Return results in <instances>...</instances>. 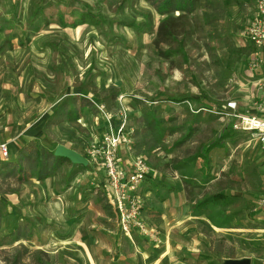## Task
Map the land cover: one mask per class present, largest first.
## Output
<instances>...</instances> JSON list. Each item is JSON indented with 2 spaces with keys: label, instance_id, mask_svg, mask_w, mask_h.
<instances>
[{
  "label": "rangeland",
  "instance_id": "374dc122",
  "mask_svg": "<svg viewBox=\"0 0 264 264\" xmlns=\"http://www.w3.org/2000/svg\"><path fill=\"white\" fill-rule=\"evenodd\" d=\"M37 2L0 0L2 7L17 5L22 23L15 26L23 32L15 52L0 53V141L10 148L9 159L34 139L53 151L57 145L70 148L88 164L73 175V167L64 162L44 181L32 172L22 188L11 179L0 180V193H12L16 186L27 198L33 196L34 207L48 204L51 210L43 221L31 217L33 224L43 227L31 232L36 241L25 244L38 245L49 230L44 240L50 244L48 252L60 256L63 252L64 258L70 254L84 264L75 243L60 242L73 235L75 215L81 214L83 226L106 216L95 186L103 172L97 161L88 160L86 151L103 137L108 124L118 125L123 109L130 142L120 146L119 157L122 163L137 157L147 163L143 216L159 232L158 237L153 234L152 244L128 238L123 262L225 264L226 259L248 258L250 264H264V219L254 206L264 195L262 148L256 134L233 127L239 117H263V111L258 115L256 110L263 75L249 68L255 49L245 37L254 13L251 0H197L192 16L184 17L190 35L186 58L157 54L153 38L160 17L146 0H52L27 35V12ZM84 10L98 15L100 22L76 28L58 25L59 14L69 22ZM81 96L109 114V123L97 107L99 114L84 107L79 119L56 125L46 134L44 125L57 106ZM159 96L181 101H156ZM204 103L210 109H204ZM151 119L158 121L159 130L147 124ZM191 123L194 132L182 138ZM231 123L220 144L206 157L197 156ZM216 194L222 197L195 208L196 202ZM110 218L116 224L115 216ZM177 223L183 226L184 237L178 243L180 236L173 233L174 243L165 255L164 228ZM5 236L0 232V244H8ZM59 246L65 249L59 251ZM113 253L110 248L100 264H110Z\"/></svg>",
  "mask_w": 264,
  "mask_h": 264
},
{
  "label": "trees",
  "instance_id": "16d2710c",
  "mask_svg": "<svg viewBox=\"0 0 264 264\" xmlns=\"http://www.w3.org/2000/svg\"><path fill=\"white\" fill-rule=\"evenodd\" d=\"M52 0H38L35 8L28 10L27 16L25 19L27 27H24L27 35L34 32L31 30L33 23H35L36 18L44 15V10L47 5H49ZM151 8L155 11L157 16L160 17L157 23V28L155 31V37L153 38V45L157 51V54L163 58H169V56L174 54H180L183 58L187 57L186 54V39L190 35L187 32L185 26L184 17L190 15L192 16L197 0H146ZM208 3H211V0H206ZM212 3H216L220 0H212ZM235 3L237 0H234ZM88 9L87 6H85ZM176 14V15H175ZM101 18L98 15L93 14L90 11L79 12L76 17L69 21L65 22L62 19V15L59 14L58 25L60 27L66 28H76L81 25H96L100 22ZM121 22H119L120 24ZM16 24L6 25L5 27L0 26V32L8 31L10 36L21 35L23 32H18L16 29ZM21 28V25H19ZM138 26L136 22V27ZM23 30V31H24ZM20 33V34H19ZM5 43H10L6 41ZM175 46H172V45ZM22 45V41L18 42V46ZM167 45L166 49H163L162 46ZM169 45V46H168ZM116 95H114L115 97ZM184 99H188L185 97ZM94 101V100H93ZM92 100L80 97L72 98L69 104H66V101L63 100L57 108L52 112V114L47 119L44 129L51 130L56 125H59L65 121L77 120L80 118L81 110L84 107L90 108L95 114H99L98 110ZM156 101L161 102H170V103H179L180 98L163 97L159 96ZM96 103V102H95ZM204 109H210L209 104L204 103L202 106ZM150 126L153 125L152 129L159 130V123L153 119L147 122ZM232 123L229 124L219 135L217 141L210 143L206 147H202L198 152L197 156L206 157L210 149L215 144H220L221 139L225 137V131H231ZM174 129V128H172ZM227 129V130H225ZM195 128L191 124L186 126V132L182 138L189 137L194 132ZM44 133V134H45ZM54 148V147H53ZM9 152V151H8ZM86 158V157H85ZM7 160H0V180L5 181L11 179L18 184H23L25 181L29 180L32 175V172L35 173L36 179L38 181H44L47 178L53 177L57 171L58 166L64 162L69 163L73 167V175L80 169H86V166L73 164L68 159L54 156L53 149L48 148L46 144H41L37 140H31L21 146L18 156L15 158H6ZM222 196L219 194L210 196L204 200L196 202L195 208L202 209L207 205L208 202L215 201L220 199ZM4 205H7L6 203ZM33 224V223H32ZM32 234H29L31 238ZM4 238H11V234L6 235ZM63 257V258H62ZM27 259V260H26ZM0 261L4 264H70L69 261L55 253H47L41 249L30 250L24 244H18L11 249H0Z\"/></svg>",
  "mask_w": 264,
  "mask_h": 264
},
{
  "label": "crops",
  "instance_id": "0c3cea01",
  "mask_svg": "<svg viewBox=\"0 0 264 264\" xmlns=\"http://www.w3.org/2000/svg\"><path fill=\"white\" fill-rule=\"evenodd\" d=\"M3 7L5 8L3 10ZM0 6V25H3L4 27L6 25L10 24H16L17 21L19 23H22L19 19V14L16 10H18L17 5H6V6ZM22 12V11H19ZM23 13V12H22ZM26 15V11H25ZM18 19V20H17ZM23 36V35H22ZM18 37L17 35L10 36L8 31L0 32V53L2 52H15L18 46ZM6 41H10V43H5ZM261 75H263L264 78V72L258 71ZM7 129V128H6ZM4 140L1 139L0 143H3ZM9 151L10 148H9ZM15 158V155L13 156ZM2 158H0L1 160ZM102 173V172H101ZM104 177V176H103ZM103 177L102 181L100 183H96V188L99 190L98 195L102 199L103 203H101V212L103 214H106L104 218H102L101 222L93 223L89 226H83L81 224V214L75 215V217L72 219L75 223H72V236H69L68 238H65L64 241L60 242L61 244L66 242H72L77 245L75 248L78 253V256L84 259V264H100L102 263L100 258L105 257V255L108 253L110 248L113 250V254L108 259L110 261V264H125L123 261H126L127 254L123 252V247L127 246V239H131L132 236H134V239L136 238L137 241H150L149 243L152 244V237L150 236H143L139 233H136L135 231L132 232L131 236H127L124 234L119 226L116 219V224H113L111 222L110 216H115V212L109 203L104 190L102 189L103 184ZM16 185H19V187L22 188V184H18L15 182ZM147 187H148V181L147 178L144 180L141 186V194L144 199L145 195L147 194ZM21 188H18L15 186L12 193L9 194H2L0 193V232L3 233V235H10L11 238L7 242L8 244H0V249H11L14 246H17L18 244H24L28 242L32 244V240L36 241L34 235L29 238V234L33 232H38L39 228L41 229L43 226L38 224H32L33 219L35 220L39 218L40 220H45L46 218H50V212L49 205L44 204L41 205L40 208L34 207L32 204V195H29L27 198V195L22 192ZM146 193V194H145ZM6 196V197H5ZM44 198H42L43 201ZM31 202V204H30ZM7 205H4V204ZM33 206V207H32ZM144 208V207H143ZM54 213L56 214L59 212L58 210L52 209ZM144 209H142L141 217L144 220L143 216ZM263 218V213L261 214ZM57 217V215H56ZM69 218V217H68ZM67 220V219H66ZM69 220V219H68ZM37 221V220H36ZM38 222V221H37ZM169 221L166 220L165 223H168ZM144 223L147 227V229L151 233H155L158 237L159 232L158 228L154 224H148L146 220H144ZM177 224H170L169 226H165L164 228V234H162L163 239L162 242L164 243L163 250L164 254L167 255V253L170 252L171 247L173 245V233L179 234V242H181V238L184 237V228L183 226H178ZM37 230V231H36ZM58 230L57 228H52V232ZM50 232L49 230L45 231V235H42L40 238V243L38 245L30 246L26 245L30 250L34 249H41L47 253H51L47 251L46 246H49L48 241H44L46 238V235ZM158 233V234H157ZM34 237V238H33ZM104 237V238H102ZM125 237V238H123ZM120 238H123L121 241ZM135 239V240H136ZM133 238L131 239V241ZM134 241V240H133ZM132 241V242H133ZM52 242V241H51ZM140 244H143L142 242ZM181 245V244H180ZM140 246V245H139ZM65 249L63 246H59V251ZM56 253V252H52ZM61 254L64 253L61 252ZM62 256V255H61ZM107 257V255H106ZM70 264H80L77 262L78 260L68 254L65 257ZM27 260V259H26ZM145 262V261H144ZM149 262V261H148ZM151 262V261H150ZM153 262V261H152Z\"/></svg>",
  "mask_w": 264,
  "mask_h": 264
},
{
  "label": "built area",
  "instance_id": "2783aa9c",
  "mask_svg": "<svg viewBox=\"0 0 264 264\" xmlns=\"http://www.w3.org/2000/svg\"><path fill=\"white\" fill-rule=\"evenodd\" d=\"M251 2L254 13L245 29V37L255 52L249 62V68L264 72V0H251ZM258 90L260 96L256 110L258 115L262 113V110L263 117L257 115L239 117V121L233 124V127L256 134L262 148L264 163V78L258 82ZM96 107L103 112L101 107ZM103 115L109 123L110 115L105 113ZM125 127L126 114L121 109L118 125L108 124L103 137L97 143L88 146L87 158L90 161H97L103 172L102 189L115 212L120 230L129 237L133 231L143 236L154 237L141 217L144 200L141 186L149 167L142 157H137L130 163H122L119 157L120 146L130 142V137L125 133ZM8 151L6 143H0L2 159L8 157ZM254 203L255 210H260L264 219V195Z\"/></svg>",
  "mask_w": 264,
  "mask_h": 264
},
{
  "label": "water",
  "instance_id": "95a60500",
  "mask_svg": "<svg viewBox=\"0 0 264 264\" xmlns=\"http://www.w3.org/2000/svg\"><path fill=\"white\" fill-rule=\"evenodd\" d=\"M45 1V0H43ZM54 156L62 157L68 159L73 164L86 166L88 161L78 152L67 148L63 145H57L53 151ZM225 264H250V260L248 258L241 259H226Z\"/></svg>",
  "mask_w": 264,
  "mask_h": 264
}]
</instances>
